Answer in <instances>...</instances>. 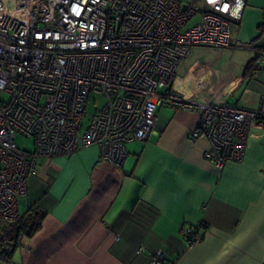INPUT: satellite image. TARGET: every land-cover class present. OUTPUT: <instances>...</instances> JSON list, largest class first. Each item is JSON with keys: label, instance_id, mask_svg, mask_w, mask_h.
<instances>
[{"label": "built area", "instance_id": "1", "mask_svg": "<svg viewBox=\"0 0 264 264\" xmlns=\"http://www.w3.org/2000/svg\"><path fill=\"white\" fill-rule=\"evenodd\" d=\"M244 8L245 0H0V219L21 216L40 161L96 146L122 167L127 144L155 132L159 107L199 113L189 140H207L216 171L241 161L250 130L264 125V96L249 111L214 104L199 83L188 97L171 86L191 48L229 46V24ZM93 95L101 106L82 128ZM20 136L32 151L17 146ZM202 231L187 234V248ZM164 260L157 252L149 262Z\"/></svg>", "mask_w": 264, "mask_h": 264}, {"label": "crops", "instance_id": "2", "mask_svg": "<svg viewBox=\"0 0 264 264\" xmlns=\"http://www.w3.org/2000/svg\"><path fill=\"white\" fill-rule=\"evenodd\" d=\"M242 13L229 24L228 47L191 48L173 92L188 97L199 83L214 104L257 108L264 96V0H245ZM252 59L257 69L246 76ZM155 115V132L127 144L120 168L96 146L40 161L21 215L41 208L45 219L0 264H151L157 252L165 264L264 263V125L250 130L241 161L216 171L205 158L207 140H189L199 113L166 106ZM201 225L203 240L187 248L184 230Z\"/></svg>", "mask_w": 264, "mask_h": 264}, {"label": "trees", "instance_id": "3", "mask_svg": "<svg viewBox=\"0 0 264 264\" xmlns=\"http://www.w3.org/2000/svg\"><path fill=\"white\" fill-rule=\"evenodd\" d=\"M257 69V59H252L245 66L243 74L249 76ZM46 213L41 208H27L18 220L9 222L0 219V261L9 262L14 252L21 246V241L32 237L37 233ZM5 228L9 232H5ZM204 229L203 225L194 229L184 230L183 236L188 237L190 232L197 233L198 229ZM187 235V236H186Z\"/></svg>", "mask_w": 264, "mask_h": 264}, {"label": "rangeland", "instance_id": "4", "mask_svg": "<svg viewBox=\"0 0 264 264\" xmlns=\"http://www.w3.org/2000/svg\"><path fill=\"white\" fill-rule=\"evenodd\" d=\"M199 21V15L198 16H194L193 18L189 19L187 21V23L184 25V30H187L189 28H192V26L194 24H196L197 22ZM101 98L97 95H93L90 102L88 103V109H87V115H86V119L84 120V123H83V126L82 128L85 127L88 119H89V116H91L93 114V112L95 111V109H97L98 107H100L101 105ZM81 131H83L81 129ZM16 144L17 146H19L20 149H24L26 151H32L33 150V145H32V142L31 140L29 139H26V138H23V137H17L16 139Z\"/></svg>", "mask_w": 264, "mask_h": 264}, {"label": "water", "instance_id": "5", "mask_svg": "<svg viewBox=\"0 0 264 264\" xmlns=\"http://www.w3.org/2000/svg\"><path fill=\"white\" fill-rule=\"evenodd\" d=\"M260 69H261V70L264 69V66H262Z\"/></svg>", "mask_w": 264, "mask_h": 264}]
</instances>
